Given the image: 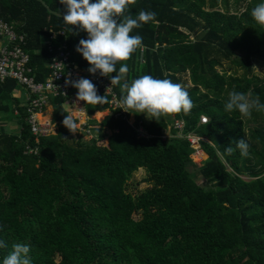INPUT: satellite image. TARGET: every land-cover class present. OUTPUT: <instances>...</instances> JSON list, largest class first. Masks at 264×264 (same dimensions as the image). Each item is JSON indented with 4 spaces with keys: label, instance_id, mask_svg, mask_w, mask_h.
Segmentation results:
<instances>
[{
    "label": "trees",
    "instance_id": "16d2710c",
    "mask_svg": "<svg viewBox=\"0 0 264 264\" xmlns=\"http://www.w3.org/2000/svg\"><path fill=\"white\" fill-rule=\"evenodd\" d=\"M261 2L129 5L134 18L141 10L156 17L133 29L144 47L117 62L111 77L126 64L129 82L151 75L180 83L195 104L187 115L156 121L133 113L130 125L109 112L99 123L89 121L98 137L88 141L63 126L64 99L53 97L56 133L36 142L24 102L13 95L16 81H0V241L6 245L0 264L16 243L30 246V264H264V112L253 110L249 119L224 110L232 90L264 103V77L252 64L254 58L264 63V25L250 15ZM65 14L59 0H0V17L25 36L37 81L49 74V27L65 31L70 59L89 73L75 50L87 33L65 24ZM115 91L120 98V87ZM84 107L89 116L108 109L107 103ZM174 120L183 122L181 133L171 128ZM9 122L16 128L9 130ZM188 134L200 138L206 160L193 162ZM239 139L249 144L248 156L236 149ZM139 169L150 186L132 194L127 184Z\"/></svg>",
    "mask_w": 264,
    "mask_h": 264
},
{
    "label": "clouds",
    "instance_id": "9594fccd",
    "mask_svg": "<svg viewBox=\"0 0 264 264\" xmlns=\"http://www.w3.org/2000/svg\"><path fill=\"white\" fill-rule=\"evenodd\" d=\"M59 2L66 7V14L62 19L64 23L77 26L87 33V39H81L75 50L88 62L87 71L91 74L99 71L101 76H109L116 72L117 62L129 60L138 48L144 47L143 37L131 33L133 29L154 21L156 17L155 12L141 10L134 18L129 12V5L135 4L136 0H94V2L59 0ZM56 14L59 15L58 11ZM250 15L256 23L264 25V2L256 4ZM60 65L64 68L62 63ZM256 71L264 74L257 68ZM128 72V66L121 64L118 74L112 76L110 80V85L120 87L122 95L118 103L123 111L143 113L146 117L158 121L165 114L183 112L187 115L195 107L184 85L173 83L167 78L157 79L151 75H141L129 82ZM65 84L78 90L77 101L90 105L108 103L107 96L98 95L95 84L89 79H66ZM224 110L229 113L238 111L241 116L250 119L253 110L264 112V103L260 102L258 96L252 98L250 94L232 90L228 93ZM62 124L70 133L78 132V124L72 115L66 114ZM235 147L239 149L241 156H248L249 144L245 139L235 141ZM224 152L231 155L234 149L230 145L224 149ZM4 247L6 245L0 241V248ZM29 252V245L16 243L12 246V251L3 259V264H30Z\"/></svg>",
    "mask_w": 264,
    "mask_h": 264
},
{
    "label": "built area",
    "instance_id": "2783aa9c",
    "mask_svg": "<svg viewBox=\"0 0 264 264\" xmlns=\"http://www.w3.org/2000/svg\"><path fill=\"white\" fill-rule=\"evenodd\" d=\"M46 31L49 36L44 43L48 52L52 54V59L48 65V76L43 81H37L29 65V54L24 49L25 36L17 33L12 24L0 17V81L2 82L6 79L15 80L18 87L24 90L23 102L27 113L26 120L31 133L35 136L36 142L40 136L56 133V123L52 121V115L45 117L47 107L51 106L50 99L53 97H62L64 99L63 106L67 108V112L69 111L68 114L70 113V108L74 111L72 115L76 112L80 114L75 118L77 124L79 121L78 129L81 131L80 134L88 138V140L94 137L92 133L94 125L89 123L91 116L87 115L84 102L77 101L76 94L78 90L70 85L66 86V79L86 78L91 80L96 86L97 93L107 96V110L114 112L115 117L127 120L130 125H133L135 118L133 113L125 112L119 108V97L115 91V86L110 85L111 76L95 75L81 70L70 59L65 31L63 29L55 31L51 27ZM60 63L64 65V68ZM14 114H17V112L15 111ZM44 117V121L40 122V118ZM81 118L83 121H80ZM131 118H133V121ZM206 120L202 116L200 121L205 123ZM171 128L181 133L183 122L174 120ZM169 129L170 127H168ZM137 130L139 136H146L140 126ZM167 131H165V135ZM72 135L75 137V134L72 133ZM186 139L193 150L192 155L204 154L200 146L199 137L194 134H188ZM29 150L36 152V149L34 150L33 148Z\"/></svg>",
    "mask_w": 264,
    "mask_h": 264
},
{
    "label": "rangeland",
    "instance_id": "374dc122",
    "mask_svg": "<svg viewBox=\"0 0 264 264\" xmlns=\"http://www.w3.org/2000/svg\"><path fill=\"white\" fill-rule=\"evenodd\" d=\"M234 8H236V6H235V3H234ZM252 64H253V70H254V73L255 74H257L258 76H260V77H264V74H261V73H257V71H256V68L260 71V72H262V73H264V63H262L261 61H259V60H257V59H253L252 60ZM223 66L224 67H227L228 66V63H226V62H224V64H223ZM256 67V68H255ZM188 84H189V82H188ZM64 108L65 109H67L65 106H64ZM69 112V111H68ZM72 112H74L71 108H70V115H72ZM101 113V112H100ZM97 114H99L98 112H96V114H94V115H92L91 116V119L90 120H101L103 117H104V115H105V112L103 113H101L102 114V117H100V118H98L97 117ZM108 114H109V112H108ZM80 114L79 113H75V114H73L72 116H73V118L75 119V118H77L78 116H79ZM50 117V115H49V110L47 109V111H46V114H45V117ZM75 116V117H74ZM45 117L44 118H40V122H43L44 121V119H45ZM82 120V118L80 119V121ZM131 120L133 121V118H131ZM83 121V120H82ZM202 123V122H201ZM78 124H79V121H78ZM16 124L15 123H11V122H9L7 125H6V127L7 128H9V130L10 129H15L16 128ZM77 131L78 132H76V133H73V134H75V138H78V137H80V136H82V134H80V130L79 129H77ZM169 133V131H167L166 132V135ZM179 135V134H178ZM96 136V135H95ZM97 136H98V134H97ZM94 138V137H93ZM84 139L85 140H88V138H85L84 137ZM83 139V140H84ZM89 141V140H88ZM102 142H103V144L105 145L106 144V141L105 140H102ZM198 156H201V157H198ZM198 156H196V154L195 155H192L191 154V158H192V160H193V162H195V163H199V162H202V161H204V160H206L207 159V156L205 155V153L204 154H200V155H198ZM145 176H146V173H145V171L143 170V169H139L137 172H135V173H133L132 174V176H131V179L128 181V186H127V191H129V192H131L132 194H135L136 192H138V191H141V190H143V189H145V188H148L150 185H148L146 182H144L143 181V179L145 178ZM196 182L198 183V184H202V179H201V177H196ZM133 217L135 218V219H137L138 217H139V215L138 214H134L133 215Z\"/></svg>",
    "mask_w": 264,
    "mask_h": 264
},
{
    "label": "crops",
    "instance_id": "0c3cea01",
    "mask_svg": "<svg viewBox=\"0 0 264 264\" xmlns=\"http://www.w3.org/2000/svg\"><path fill=\"white\" fill-rule=\"evenodd\" d=\"M0 45H1V42H0ZM79 67V66H78ZM80 68V67H79ZM81 69V68H80ZM82 70V69H81ZM84 71V70H83ZM110 76H111V74H110ZM13 95L15 96V97H18V98H20V100L23 102V100H24V90L23 89H20L19 87H18V89L17 90H15L14 92H13ZM47 109L49 110V115L51 114L52 115V110H53V108H52V106H49V107H47ZM96 112H105V115H104V117L108 114V110H105V111H96ZM96 112L94 113V114H96ZM92 116V115H91ZM103 117V118H104ZM103 118L101 119V120H96L98 123L99 122H101L102 120H103ZM95 128H97V126H95L94 125V128L92 129V133H93V135H94V137H98L97 136V134L96 133H94L93 132V130L95 129ZM96 135V136H95Z\"/></svg>",
    "mask_w": 264,
    "mask_h": 264
},
{
    "label": "bare ground",
    "instance_id": "6f19581e",
    "mask_svg": "<svg viewBox=\"0 0 264 264\" xmlns=\"http://www.w3.org/2000/svg\"><path fill=\"white\" fill-rule=\"evenodd\" d=\"M99 114H97V117L100 118L102 117V114L100 112H98Z\"/></svg>",
    "mask_w": 264,
    "mask_h": 264
}]
</instances>
